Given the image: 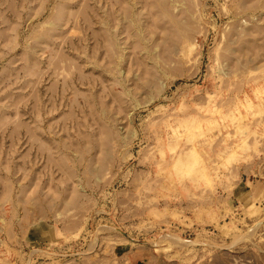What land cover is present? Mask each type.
Listing matches in <instances>:
<instances>
[{"label": "rangeland", "instance_id": "374dc122", "mask_svg": "<svg viewBox=\"0 0 264 264\" xmlns=\"http://www.w3.org/2000/svg\"><path fill=\"white\" fill-rule=\"evenodd\" d=\"M143 248L264 264V0H0V264Z\"/></svg>", "mask_w": 264, "mask_h": 264}, {"label": "crops", "instance_id": "0c3cea01", "mask_svg": "<svg viewBox=\"0 0 264 264\" xmlns=\"http://www.w3.org/2000/svg\"><path fill=\"white\" fill-rule=\"evenodd\" d=\"M242 197L244 198V203L245 204H248V201H246L247 200V197H246V194L243 192L242 193ZM139 257H141V258H145V257H147V259H149L150 261H147V262H142L141 264H152V262L154 263V261L152 260L153 259V257L150 255V251L149 250H147L146 248H143V250H141L140 251V255H139Z\"/></svg>", "mask_w": 264, "mask_h": 264}]
</instances>
